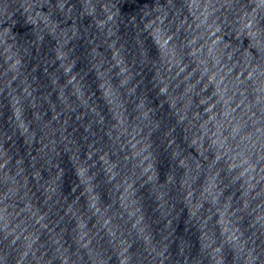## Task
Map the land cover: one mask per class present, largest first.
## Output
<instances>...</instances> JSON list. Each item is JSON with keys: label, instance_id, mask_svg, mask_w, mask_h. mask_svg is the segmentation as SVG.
I'll return each instance as SVG.
<instances>
[{"label": "clouds", "instance_id": "clouds-1", "mask_svg": "<svg viewBox=\"0 0 264 264\" xmlns=\"http://www.w3.org/2000/svg\"><path fill=\"white\" fill-rule=\"evenodd\" d=\"M0 264H264V0H0Z\"/></svg>", "mask_w": 264, "mask_h": 264}]
</instances>
